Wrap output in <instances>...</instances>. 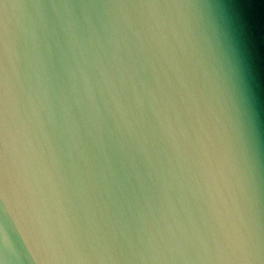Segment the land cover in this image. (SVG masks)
<instances>
[{"label": "clouds", "instance_id": "clouds-1", "mask_svg": "<svg viewBox=\"0 0 264 264\" xmlns=\"http://www.w3.org/2000/svg\"><path fill=\"white\" fill-rule=\"evenodd\" d=\"M0 264H264V0H0Z\"/></svg>", "mask_w": 264, "mask_h": 264}, {"label": "water", "instance_id": "water-1", "mask_svg": "<svg viewBox=\"0 0 264 264\" xmlns=\"http://www.w3.org/2000/svg\"><path fill=\"white\" fill-rule=\"evenodd\" d=\"M252 15H253V17H255V12H252ZM254 23H255V21H254Z\"/></svg>", "mask_w": 264, "mask_h": 264}]
</instances>
